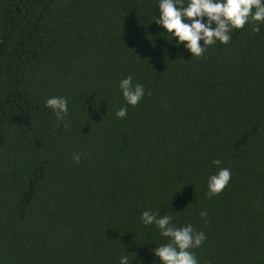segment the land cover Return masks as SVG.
<instances>
[{
  "label": "trees",
  "instance_id": "16d2710c",
  "mask_svg": "<svg viewBox=\"0 0 264 264\" xmlns=\"http://www.w3.org/2000/svg\"><path fill=\"white\" fill-rule=\"evenodd\" d=\"M157 8L0 0V264H159L144 211L205 233L199 264H264V24L192 57ZM128 76L145 96L120 119Z\"/></svg>",
  "mask_w": 264,
  "mask_h": 264
},
{
  "label": "clouds",
  "instance_id": "9594fccd",
  "mask_svg": "<svg viewBox=\"0 0 264 264\" xmlns=\"http://www.w3.org/2000/svg\"><path fill=\"white\" fill-rule=\"evenodd\" d=\"M159 17L152 18L165 32L160 35L169 43L183 47L193 57H200L206 46L228 44L233 30L243 29L251 21L256 22L253 31L259 32L260 24H264V0H158ZM203 42L201 44L200 42ZM121 94L125 100L115 115L123 119L127 115V106H136L145 96V87L140 83H133L128 76L119 82ZM46 107L52 110L59 121H63L68 114V100L66 97H49ZM75 162L79 163V154H73ZM217 166L219 160L213 161ZM231 170H220L208 178V194H219L229 183ZM207 215L206 211L200 213ZM145 226L154 225L160 235L167 239V243L153 249V256L158 258L159 264H199L195 254L190 251L199 248L205 241V233L194 230L191 224L176 227L170 215L160 216L158 212L144 211L141 215ZM119 264H132L128 255H121Z\"/></svg>",
  "mask_w": 264,
  "mask_h": 264
}]
</instances>
